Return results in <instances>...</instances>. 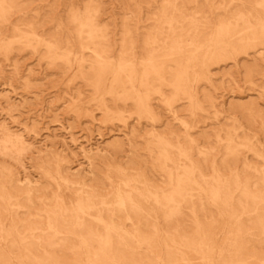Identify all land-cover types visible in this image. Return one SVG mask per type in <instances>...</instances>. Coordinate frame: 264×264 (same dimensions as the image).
Masks as SVG:
<instances>
[{"label": "rangeland", "instance_id": "obj_1", "mask_svg": "<svg viewBox=\"0 0 264 264\" xmlns=\"http://www.w3.org/2000/svg\"><path fill=\"white\" fill-rule=\"evenodd\" d=\"M163 263L264 264V0H0V264Z\"/></svg>", "mask_w": 264, "mask_h": 264}, {"label": "bare ground", "instance_id": "obj_2", "mask_svg": "<svg viewBox=\"0 0 264 264\" xmlns=\"http://www.w3.org/2000/svg\"><path fill=\"white\" fill-rule=\"evenodd\" d=\"M175 195H176V194H175ZM177 196H178V195H177ZM177 196H176V197H177ZM172 197H173V196H172ZM214 197H215V196H214ZM155 202H156V201H155ZM131 208H132V207H131ZM61 213H62V212H61ZM61 213H60V214H61ZM184 255H185V254H184ZM163 264H165V263H163Z\"/></svg>", "mask_w": 264, "mask_h": 264}]
</instances>
